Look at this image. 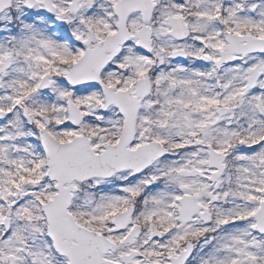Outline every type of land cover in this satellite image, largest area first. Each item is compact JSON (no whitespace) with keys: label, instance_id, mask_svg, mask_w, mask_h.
I'll return each instance as SVG.
<instances>
[{"label":"snow or ice","instance_id":"6c2138e0","mask_svg":"<svg viewBox=\"0 0 264 264\" xmlns=\"http://www.w3.org/2000/svg\"><path fill=\"white\" fill-rule=\"evenodd\" d=\"M0 264H264V0H0Z\"/></svg>","mask_w":264,"mask_h":264}]
</instances>
